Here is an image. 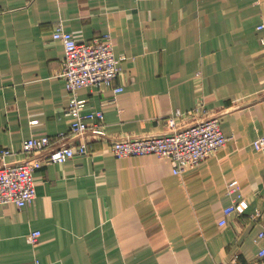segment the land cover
<instances>
[{
    "label": "crops",
    "instance_id": "obj_1",
    "mask_svg": "<svg viewBox=\"0 0 264 264\" xmlns=\"http://www.w3.org/2000/svg\"><path fill=\"white\" fill-rule=\"evenodd\" d=\"M59 22L80 42L112 36L120 74L78 91L87 111L104 112L106 134L87 155L39 168L33 203L0 204V264H264V215L251 217L264 210V150L253 146L264 134V0H0L6 162L26 158L28 138L69 131ZM200 102L229 140L195 168L113 154L115 139L200 117L177 116ZM234 181L249 206L220 225Z\"/></svg>",
    "mask_w": 264,
    "mask_h": 264
},
{
    "label": "built area",
    "instance_id": "obj_2",
    "mask_svg": "<svg viewBox=\"0 0 264 264\" xmlns=\"http://www.w3.org/2000/svg\"><path fill=\"white\" fill-rule=\"evenodd\" d=\"M262 28L264 24L260 26ZM52 35L64 48L60 75L66 81L71 95L65 109V114L70 118V128L68 132H61L55 138L45 136L24 140L22 151L26 158L23 160L6 162L4 158L11 154V150L0 148V204H15L21 208L33 203L37 186L35 172L39 168L46 164L65 162L76 154L87 155L90 137L98 138L106 134L104 112L87 111V102L78 97V91L84 87L112 86L120 74L121 58L115 55L111 34H102L91 42H80L59 22ZM122 90V87L115 88V92ZM196 114L201 115L182 124H178L175 118H167L170 130L166 133L115 139L111 143V150L118 158L154 154L158 158L169 159L173 172L181 175L215 155L229 140L222 129L220 117L209 114L202 102L185 114L177 112V116L182 118L195 117ZM68 138H71L69 142ZM253 146L257 150H264V134L253 141ZM239 190L237 181L229 184V194L237 192L238 196L224 208V218L220 220V225L227 223L226 216L239 213L240 208H248L249 202L242 198ZM261 215H264V210H257L251 217L255 219ZM40 236V230H32L26 239L34 245ZM259 238H264V230ZM260 256L264 257V249ZM236 258L237 256L234 257ZM232 263L233 261L218 264Z\"/></svg>",
    "mask_w": 264,
    "mask_h": 264
}]
</instances>
